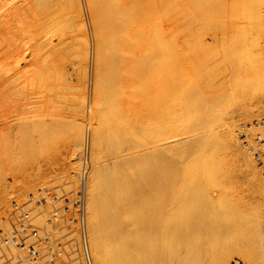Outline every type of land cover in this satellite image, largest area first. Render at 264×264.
Wrapping results in <instances>:
<instances>
[{
    "label": "bare ground",
    "instance_id": "bare-ground-1",
    "mask_svg": "<svg viewBox=\"0 0 264 264\" xmlns=\"http://www.w3.org/2000/svg\"><path fill=\"white\" fill-rule=\"evenodd\" d=\"M55 1L54 3L59 2V0ZM61 1L66 10L70 12V15L68 14L70 19H74L77 32L85 31L87 27H85L86 22L82 16V1L60 0L59 3L61 4L59 6L63 8ZM125 1L85 0L86 4L89 3L87 6L90 7L89 9L85 6L91 12L88 15H92L93 25L91 27L93 30H91L93 31V41L91 43L87 34L83 32L82 38L80 37L81 43L79 42V47L75 48L76 52L74 50L76 53L74 57L78 61L73 67L69 68L64 63L55 64V62H52V57L54 56L52 48L55 46L57 48L58 44L52 46L50 39L42 40L41 38H34L35 43L31 37L27 40L31 39L30 41H33L34 44L29 41H26V43L29 42L26 44L25 38L28 36L24 37L22 34L23 40L21 37L20 39L16 38L17 40H22L21 43H25L23 45L20 43L22 45L21 50H19L17 55L10 50L16 57L8 60H4V57L0 58V108L8 106V109L0 111V163L6 162L13 165L14 162L16 165L14 167L18 169L17 171L13 170L15 172L13 176L14 183L2 181V179L5 180V175L0 170V214L9 216L12 198H19L18 196L26 198L29 195H36L41 190V186L53 185L50 182L56 179L57 183L54 182L55 187H52L54 189L58 188L57 190L62 192L68 191L75 184L77 186V179L76 181L74 180L76 174L83 170L86 167L87 160H90L87 207L90 240L95 264H111L112 255L116 257L113 252L109 251V246L112 244L111 239L114 241L117 239L122 240L120 242L121 248H123V254L120 258L122 264H264V178L252 156L244 148L240 137H238L237 131L240 130L238 128L240 124L236 126L239 123L237 119L240 120V118L252 119V122L245 119L248 120L247 123L241 120L244 121L241 124H250L252 128L255 126V122L264 118L262 117L264 115V0H233V4L228 2L231 3L229 5L226 4L227 0H223L226 3H223L222 0H187L186 4L188 3L187 5H189L190 3L192 5L189 6L191 12L194 13L192 8L199 9L204 13L203 19L205 21L211 20L213 23L219 17V21H222L221 15H224V10L231 9L233 17H235V12L238 8L250 10L248 13L249 28L244 26H242L243 28L240 27L241 30L237 28L239 32L234 34L236 26L232 29L228 25L229 28H225L226 30L217 28L218 33L215 32L216 35L209 33L214 36L211 41H216L217 44L222 43L219 46L223 45L229 36H232L234 39L230 43L234 44L235 42L234 45L238 44V48H241V50L239 49L240 52L238 51L237 53L235 51L234 55L228 53L223 58L222 55L228 52L225 47L222 46L225 50L223 54L219 53L218 45H215L216 47L213 50V46L212 48L209 47L211 44L209 38L207 40L209 44H206L209 46L204 44V39L206 38L204 36V39L201 37L202 39L199 38L200 40L194 44L188 42L189 46L198 53L195 56L192 53L189 58L187 54L174 50L177 47H185L186 45L183 44L185 41L183 43L163 41L155 32L156 34L153 33V35L157 39L154 40L150 36L151 43L146 42L144 36L150 30L148 29L144 32L146 30H143L144 26H141L142 30L138 29L141 27L137 23L139 26L136 24L138 26L136 28L139 31L136 33L137 29L133 28V25L128 21H131L129 18L132 15H136L133 12H135L138 0L137 2L132 0L135 1L133 2L134 4L132 5V2L129 3L124 10L122 9L123 6L125 3L127 4ZM167 1L164 2L169 3L171 0ZM179 2L183 4L181 0ZM59 3L56 4L58 5ZM161 3L158 6L163 9L165 5L162 3L163 6L161 8ZM176 3H178L177 0L173 2V4L177 5ZM56 4L54 9L58 8ZM156 4L158 3L156 2ZM9 5L10 7L15 5L13 7L15 12H12L13 9L10 11L11 8L9 7L7 10ZM53 5V0H0V10L8 13V16L2 15L0 21L2 20L1 23L3 20L7 22L9 18L18 17L22 19L24 15L28 18L29 9H34L38 6L42 14L36 15V18H40L37 20L41 23L38 25L39 28H35L37 26V23L34 22L35 18L32 19L33 21L30 19V21L34 22V25L36 24L34 26L35 31L42 30L35 32L36 35L41 36V32L44 33L46 28L44 27V30L40 26L52 20L56 15L54 12L60 8L53 11ZM158 6L154 7V9L158 8ZM168 7L171 9L172 4L171 6L168 5ZM174 7L173 5V9H171V11H174L171 12L172 14L176 12ZM189 7L186 6L185 8L189 9ZM188 9L187 11H189ZM59 10L56 13L60 16L61 10L60 13ZM141 10L144 11L143 8ZM143 11H141V16L138 14V17H136L137 15L132 17L133 22L136 23L142 19V15L145 14ZM165 11L167 12V9ZM161 12L159 10V14ZM154 13L157 18L158 13ZM159 14L158 16L161 15ZM123 15L128 19L125 20L124 18L123 23L127 21L130 27L124 26L123 23H121L123 26L120 25L119 20ZM166 17L167 14H165ZM30 18H33V16ZM134 18H138V20L135 21ZM70 19L68 18V20ZM56 20H58L59 25V19H55L50 23L54 26ZM197 20L199 21V19ZM232 22H234L233 19ZM10 23L6 25H10ZM2 24L5 29V24ZM19 24L22 25L21 20ZM190 24L188 26H191ZM1 25L0 28L2 29ZM16 26L18 25H15V30L12 28L13 30L11 29V31H16L18 28ZM23 26H21V29ZM151 26L153 25L151 24ZM6 29L8 31L9 28L7 27ZM1 31L0 36H2ZM17 31L15 32L16 34ZM20 31H23V29ZM140 31L144 32L141 37L136 35L140 34ZM18 33L20 34L21 32ZM26 33L34 34L31 32ZM7 34L5 33L3 37L5 38L6 35L11 36L9 35L11 33ZM146 35L148 36V33ZM13 37L12 35L10 38ZM142 39L146 43H143ZM223 39L225 40L220 41ZM1 40L4 41L3 39ZM246 40H250L249 48H251V52L245 50L249 49L246 48L248 44L244 47V43H248ZM2 41H0L1 44ZM7 41L8 38L4 42ZM76 41L79 40L76 39ZM15 42L13 41L14 44H17ZM226 43L224 44L225 46ZM10 46L13 48L12 45ZM17 46L15 45L16 49ZM63 47L65 49V45ZM191 47L188 49L191 50ZM0 48L2 49V45ZM1 49L0 51H3ZM216 50L219 52H216ZM244 50L248 56L244 54ZM7 53L5 52L3 56ZM25 53H29L28 59L24 55ZM239 53L242 55V60L239 58ZM244 56L247 58H244ZM91 61L93 62L92 66H94L92 68L93 73H91V75L93 74V78L91 77L93 79V98L91 99L94 100V103H92L97 113L95 127H91L93 130L89 127L86 128L88 121H90L89 119H91V122L93 119L90 117L91 112L89 116L85 111L86 107L83 109L86 105V100L85 97H82L76 107L68 105V108L70 107L69 109L74 111V113H69V110L68 114L66 113L67 116L62 117V122L64 123L62 126H65L62 127L63 129L61 128L63 130L61 134L64 136L63 149L60 152H49L44 157L34 158L35 155L30 151L31 145L29 146L28 138L31 136L32 140H35L33 139L35 138L33 133L37 132L38 138L40 137L39 140H42L41 137L46 132L43 129L47 128L44 127L47 122L45 116L43 117L41 114L43 105L47 102L57 103L60 98L62 99L59 101L60 104H64L61 101L68 100V94H66V97L65 95L61 96V91L65 92L68 88L67 84L70 82V86L74 85L73 79L74 76H77L76 74H82V78L87 81ZM216 62L225 66L218 69L217 73L213 71L217 66ZM77 63L78 67H76ZM186 63H190L192 68L188 66L189 70L186 69L184 67ZM237 66L238 68H246L249 71L250 79L246 78L248 74L244 77L248 80L247 84H250L248 83L250 81L256 87L262 81V96L260 89V92H258L260 96L258 94L259 97H252L254 101H252L251 96L250 99L244 97L245 93L240 91L243 88L239 84L244 83V85H241L244 87L246 85L244 81L246 80L237 83L239 87L236 86V88H241L240 90L234 88V84H236L238 79L235 78L237 77L236 74L228 75L226 73L229 68L236 69L235 73H237ZM234 70L230 72H234ZM240 74L243 73L241 72ZM240 78L243 77L240 75ZM254 83H257L256 86ZM133 84L137 85L135 89L139 91L142 109L144 110L140 118L134 119L129 118L125 114V107L115 97L118 96L115 93L117 92L116 90L119 91L120 96L121 94L123 96L125 94L123 92L124 88L132 87ZM111 86L113 87L110 88V91L112 89L114 91L117 87L114 92H111L114 94L109 93L112 96L108 94L109 90H107L108 92L106 91ZM248 86L249 93V90L254 87ZM233 88L236 92H234ZM103 89L105 94H108H106V98V95L102 93ZM255 89L253 90L256 93ZM83 90L84 88H82ZM232 90L233 92L231 93ZM82 91L81 94L83 93ZM239 91L243 94V96L241 95L242 99L239 96V100L236 99L235 101L234 98L238 97ZM226 92L230 95V98L233 96L237 106L235 109L232 107L235 106L234 102H231L233 100L227 99L229 95H225L226 99L223 97ZM245 92L247 93V89ZM253 95L255 96V94ZM222 97L226 102L229 100L232 103V106H224L225 102L222 106L230 109L232 107L233 110L231 109L232 111L230 112L228 111L230 109L227 108V113L229 112V114L219 118L217 111L222 107L221 104L220 108H217V106L219 102L222 103L223 100H220ZM107 98L110 99L109 102H114L115 105H112L119 112H122L123 116L125 114L124 117L117 119L109 115L108 111H112V109L110 107V109L107 108V106L103 107L101 104V100L108 101ZM231 103L228 105H231ZM105 108L109 110L106 111ZM224 108L222 109L224 110ZM235 120L237 121L236 124ZM137 125V128H140V140V136L136 135ZM37 128L40 129L41 133L42 130L44 131L42 136L39 134L40 131H36ZM85 128L87 129L86 133ZM33 130L35 131L33 132ZM252 131L256 132L254 129ZM134 138H138L137 141L140 143L136 149L133 148L135 145L132 144V146L128 143V141L134 143ZM87 140L90 145V158H83L82 150L86 146ZM126 143L130 147L127 148L128 153H124L126 150L122 151L124 148L121 149V147L126 146ZM216 144H219L218 153L215 150ZM100 155L104 160L98 161ZM22 161L24 164H22ZM73 165L79 168H74V170L70 171V167ZM217 165H221V167ZM216 166L220 168V172L215 169ZM233 166H239L246 174V183L242 184V186L238 185L237 179L232 181L233 177L229 176L228 169L231 167L233 170ZM75 170L77 172L74 174ZM221 171L223 172L221 176L224 178V184L219 183L221 186L217 187L214 184L217 176L213 173H217L218 179H220ZM20 173L23 174H21V177L23 176L21 179L17 178ZM70 176L74 179L69 181L68 178ZM246 184V188H241ZM247 191L253 196H251V200L244 194ZM57 193L59 194L58 191ZM229 197L231 198L229 199ZM133 215H137L134 216L137 220L133 221H137L139 224V229L136 230L138 232L134 235L130 233L129 228H126L125 233L122 232L124 230L121 226L122 219L125 218L127 225H130L128 217L131 221L134 219ZM9 218L11 221L13 220V217ZM110 242L111 244H109ZM111 253L112 255L110 256ZM116 262L118 263L117 260Z\"/></svg>",
    "mask_w": 264,
    "mask_h": 264
},
{
    "label": "rangeland",
    "instance_id": "rangeland-1",
    "mask_svg": "<svg viewBox=\"0 0 264 264\" xmlns=\"http://www.w3.org/2000/svg\"><path fill=\"white\" fill-rule=\"evenodd\" d=\"M52 1V0H51ZM57 1V0H56ZM55 1V2H56ZM82 1V16L84 17V20H85V27H87V29L85 30V31H82V32H77V30H76V28H75V22H74V19L73 18H71L70 19V17H69V11H67L66 10V8H65V6H64V4H63V2H62V5L64 6V8L62 7V6H59L61 3H59L60 2V0H59V2H56V3H59L58 5L56 4V3H54V0H53V11H55V9H58L59 7V9L61 10L62 8H63V10H61V14H60V16L57 14L58 13V10L57 11H55L54 12V14H56L55 15V17L52 19V20H50V21H48L47 23H43L42 25L43 26H40L41 28H43L44 30H45V28H46V30L44 31V33H42L41 32V34L43 35H41V36H38V35H36L35 34V32H37V31H42L41 29L40 30H37V31H35V28L36 27H38V25L39 24H41V23H39V21H37L38 19H40V18H36V15L37 14H41V12L39 11V9H38V6L37 7H35L34 9H29V11H28V14L27 15H29L30 17H32L33 16V18H30L29 16H28V18L26 17V15H24L23 16V18L22 19H20L19 17L18 18H9L8 20H7V22L6 21H4L3 20V22L2 23H4L5 24V29H4V26H3V24L1 23V21H0V23L2 24H0L3 28V30L0 28V31H1V35L2 36H0V41H2L1 39H3L4 41H6L7 40V38H8V41L7 42H4V41H2V49L1 50H3V51H0V55H2V53L4 52H8L9 51V53H10V55H9V53H7V54H5V56H3L4 55V53H3V55L2 56H0V58H3L4 60H8V59H12L13 57H16V55H17V53L19 52V50H21V48H22V45H23V43L24 42H22L21 43V41L24 39H22V37H21V34L22 35H24V37H27V38H25V43H26V41H29V42H31V44H34V42L33 41H35L34 40V38H41L42 40L44 39V40H48V39H50L51 41H52V46L53 45H57L58 44V47L56 48V46L54 47V48H52L53 50H52V52H53V57H52V62L54 63L55 62V64L56 63H59V64H61V63H64L67 67H73V66H75V64H76V62L78 61V59L77 58H75L74 56L76 55V50H75V48H77V47H79V45H78V43L80 42L81 43V38H82V34H83V32H85L86 34H87V36H88V38L90 39V42L92 43V41H93V28L91 27V25H93L92 23V15H88V13H91V12H89V10H88V8L90 9V7L89 6H87V5H89V3L88 4H86L87 3V1H86V3H85V0H81ZM136 2H137V0H135ZM135 1H132V0H126L125 2H127V4L125 3L124 4V6H123V8L122 9H124V8H127V6L129 5V3H131L132 2V5L134 4L133 2H135ZM147 1V2H146ZM153 0H138V3H136V5L138 6V8H137V6H136V8H135V6H133V8H135V12H133V14L134 13H136V15H129V16H131L129 19H131V21L130 20H128V19H126V16H127V14H126V16H122V18L120 19V20H122V21H120L119 20V23H120V25L121 26H123L121 23H123V19L125 18V20H128L129 21V23L130 24H132L133 25V28H135V29H137L136 28V26L139 24L140 25V27L141 26H144L143 28V30H145L144 32H146L148 29L150 30V32H147L148 33V36L145 34V39H146V42H150L151 43V39H150V36L152 37V38H154V40L155 39H157L156 37H155V35H153V33H155L156 35H158V37L160 38V39H163V41H171V42H173V43H175L176 41H178V42H181V43H183L184 41H185V43H183L184 45H186L184 48L183 47H177V48H175L174 50H177V51H179L180 53H185V55L187 54L188 56V58L190 57V56H192V53H194V55L193 56H195L196 54H198V53H196V50H194L191 46H189V43L188 42H190V43H192V44H194L196 41H198V40H200V39H204V37H206L205 39H204V44L206 45V44H209V42L211 41V39L213 40V38H214V36H212L211 34H214V35H216L215 34V32H217L218 33V30H217V28L218 29H220V30H222V28L224 29V30H226L225 28H227L228 27V25H229V27L231 28L232 27V29H234L235 27L234 26H236V28L234 29L235 30V33L234 34H237L239 31H238V29L241 27V28H243L242 26H244L245 28L247 27V28H249L250 27V20L248 19V16H249V11L250 10H247V8L245 9V8H238L237 10H236V15H235V17H233V15L231 14L232 12V10L230 9H227V10H224L223 12H224V15L222 14L221 15V17H222V21H219V19H220V17H219V15L218 14H216V16L217 17H219V19L218 20H216V21H214V23H213V21H211V20H207V21H205V19H203L204 18V13H202V11L201 10H199V9H194V8H192L193 10L192 11H194V13L193 12H191V8L189 7V6H192L190 3H189V5H187L186 4V2H187V0H181V2H183V4H180V2H179V0H177L178 1V3H176L177 5H175V4H173V2H175V0H173V2L171 3V1L170 0H168L167 2H169V3H166V2H164V1H166V0H154L153 2H152ZM163 1V2H162ZM156 2L158 3V4H156ZM164 3V8L163 9H160V6H158V5H160L159 3ZM190 2V1H189ZM222 2L224 3L225 1H223L222 0ZM221 2V3H222ZM227 2V3H226ZM225 3L226 4H233V0H227ZM228 2H231V3H228ZM162 3H161V8H162ZM167 5H166V4ZM52 4V3H51ZM55 4L57 5L56 7H58V8H55L54 9V7H55ZM84 4H86V5H84ZM148 4V5H147ZM155 4V5H154ZM171 4H172V7H171V9H173V5L175 6L174 7V9H175V13L174 14H172L171 12H174V11H171V9H170V7H168V5L169 6H171ZM182 5V6H181ZM15 6V5H14ZM13 5H11V7H10V5L9 6H7V10L9 9V8H11L10 9V11H12V9H13V11L12 12H15V9L13 8L14 7ZM85 6H87V7H85ZM145 6V7H144ZM156 6H158V8H155L154 9V7H156ZM186 6H188L189 7V11H187V9L185 8ZM9 7V8H8ZM132 7V6H131ZM87 8V9H86ZM144 9V11L143 10H141V9ZM167 9V12L165 11L166 9ZM138 9V10H137ZM146 9V10H145ZM165 9V10H164ZM60 10H59V13H60ZM125 10V9H124ZM159 10H160V12H161V10H162V14L160 15L159 14ZM141 11H143V13H145V14H143L142 15V19H140L139 21H137L136 23L135 22H133V16L135 17H138V14H139V16H141ZM165 11V12H164ZM201 11V12H200ZM226 11H227V13H226ZM245 11H246V13H245ZM57 12V13H56ZM138 12V13H137ZM150 14H149V13ZM154 12H157L160 16H158V14H157V18H156V15H155V13ZM189 12V13H188ZM241 12V13H240ZM171 13V14H170ZM199 13V14H198ZM201 13V14H200ZM205 13H208V14H210L209 12H205ZM230 13V14H229ZM5 14V16H8V13L7 12H2L1 10H0V17L2 16V15H4ZM7 14V15H6ZM69 14V15H68ZM165 14H167V17L165 18ZM170 14V15H169ZM187 14V15H186ZM226 14V15H225ZM228 14H229V16H228ZM42 15V14H41ZM152 15V16H151ZM177 15V16H176ZM185 15V16H184ZM192 15V16H191ZM199 15V16H198ZM10 16V15H9ZM38 16V15H37ZM57 16H58V18H57ZM69 18L70 20H68V18H67V21H66V18ZM183 16V17H182ZM189 16H191L190 18H188ZM240 16H241V18H240ZM59 17H61V18H59ZM89 17H90V19H89ZM144 17V18H143ZM149 17V18H148ZM176 17V18H175ZM244 19H243V18ZM246 17H247V19H246ZM35 18V19H34ZM128 18V17H127ZM146 18H148V19H146ZM175 18V19H174ZM181 18V19H180ZM239 18V19H238ZM12 21H11V20ZM18 21H17V20ZM29 19V20H28ZM30 19H31V21H33L32 19H34V22L35 23H37V26H35L34 25V22L32 23L31 21H30ZM55 19H59V25H58V20H56V24H55V22H53L55 25L53 26V24H51L52 23V21H54ZM65 19V20H64ZM135 19V21L136 20H138V18L136 19V18H134ZM158 19V20H157ZM165 19V20H164ZM172 19V20H171ZM180 19V20H179ZM197 19H199V21L197 20ZM225 19V20H224ZM227 19V20H226ZM232 19L234 20V22H232ZM241 19H242V21H241ZM245 19H246V21H245ZM20 20H21V24L22 25H20L19 23H20ZM26 20L29 22V24H28V22L26 23ZM63 20V21H62ZM225 21V23H223L224 21ZM238 20V21H237ZM240 20V21H239ZM249 20V21H248ZM9 21V22H8ZM10 21H11V23H10ZM13 21H16V22H13ZM23 21V22H22ZM61 21V22H60ZM140 21H141V24H140ZM168 21V22H167ZM204 21V22H203ZM244 21V22H243ZM19 22V23H18ZM51 22V23H50ZM132 22V23H131ZM151 22V23H150ZM159 22V23H158ZM196 22V23H195ZM8 23H10V25H6V24H8ZM16 23V24H15ZM26 23V24H25ZM62 23V24H61ZM91 23V24H90ZM118 22H117V24H119ZM126 23V24H125ZM125 23H123L124 24V26H129L130 27V24H127L128 22L127 21H125ZM134 23V24H133ZM138 23V24H137ZM162 23H164V24H162ZM191 23V24H190ZM223 23V24H222ZM235 25H234V24ZM47 24H49V25H47ZM137 24V25H136ZM151 24L153 25V26H151ZM179 24V25H178ZM194 25V26H188V25ZM213 24V25H212ZM15 25H18V26H16V28H17V34L15 33L16 31H11V29L12 28H14L15 27ZM25 27H24V26ZM66 25H68L67 27H65ZM71 25V26H70ZM131 25V26H132ZM138 25V26H139ZM174 25V26H173ZM220 25V26H219ZM225 25H227L226 27H225ZM231 25V26H230ZM233 25V26H232ZM241 25V26H240ZM10 26H12L11 28H10ZM20 26V27H19ZM21 26H23V31H20V30H22L21 29ZM34 26H35V28H34ZM46 26H49V27H46ZM52 26H53V28H52ZM70 26V27H69ZM137 26V27H138ZM170 26V27H169ZM238 26V27H237ZM9 28L8 29V31H7V29L6 28ZM27 27H28V29H27ZM32 27H33V29H32ZM45 27V28H44ZM148 27V28H147ZM153 27H155L154 29H153ZM172 27V28H171ZM195 27V28H194ZM228 27V28H229ZM39 28V27H38ZM38 28H36V29H38ZM152 28V29H151ZM170 28V29H169ZM205 28V29H204ZM209 28V29H208ZM238 28V29H237ZM241 28L239 29V30H241ZM24 29H26V30H24ZM33 31H32V30ZM75 29V30H74ZM92 29V30H91ZM138 29H141L142 30V27L141 28H138ZM136 30L137 32L136 33H138V31L139 30ZM156 29V30H155ZM190 29V30H189ZM4 30H6V31H4ZM13 30V29H12ZM14 30H15V28H14ZM29 30V31H28ZM31 30V31H30ZM172 30V31H171ZM194 30V31H193ZM199 30V31H198ZM211 30V31H210ZM212 30H214V31H212ZM73 31V32H72ZM74 31H76V32H74ZM154 31V32H153ZM170 31H171V33H170ZM189 31V32H188ZM7 34V33H11V34H9V35H11L10 37H12V35L14 36L13 38L15 39H13V38H10L9 36H7L6 35V37L4 38L3 36H4V34L5 33ZM12 32H14V33H12ZM18 32H21L20 34L18 33ZM26 32H31V33H34V34H30V36H29V34H27ZM144 32H142V31H140V34H136V35H139L140 37H141V35H144V34H142V33H144ZM196 32V33H195ZM3 33V34H2ZM24 33V34H23ZM168 33H170V34H168ZM182 33V34H181ZM209 33H211V34H209ZM15 34V35H14ZM25 34H27L26 36H25ZM150 34V35H149ZM178 34V35H177ZM182 35V36H180V35ZM187 34V35H186ZM193 34V35H192ZM196 34V35H195ZM16 35H18L17 37H16ZM33 35H35L34 37H32ZM160 35V36H159ZM169 35V36H168ZM171 35V36H170ZM207 35V36H206ZM219 35V34H218ZM46 36V37H45ZM154 36V37H153ZM167 36V37H166ZM204 36V37H203ZM220 36V35H219ZM20 37H21V41L20 40H17L16 38H18V39H20ZM31 37V39L33 38V41H30L31 39H29V40H27L28 38H30ZM73 37H74V39H73ZM75 37H79V38H75ZM81 37V38H80ZM143 37V38H144ZM179 39H178V38ZM188 37V38H187ZM202 37V38H201ZM45 38H47V39H45ZM149 38V40H147ZM180 38H183V39H180ZM190 38V39H189ZM200 38V39H199ZM210 40H209V39ZM6 39V40H5ZM12 40V42H11V40ZM76 39H78L79 41H76ZM178 39V40H177ZM233 39L234 38H232V36H229L228 37V39H226V41H225V43H226V46L224 45L225 43H223V45H221V46H219L220 44H222L221 42L220 43H216V41H211L210 43V46L209 45H206V46H209V47H211L212 48V46H213V50H214V48L217 46V49L219 48V51H217L216 50V52H219V53H224L225 52V50L226 51H228V52H225V53H227V54H223L222 55V58H223V56H225V55H228V53L229 54H233L235 51L238 53V51H239V49L241 50V48L239 47L238 48V44H236V45H234L235 44V42H234V44H232V43H230L231 42V40H232V42H233ZM58 40H60L59 42H58ZM64 40V41H63ZM66 40V41H65ZM144 39H142L141 41L143 42V43H146V42H144L143 41ZM207 40H209V42L207 41ZM225 39H223V40H220V41H224ZM13 41L15 42V43H17L18 44V42H19V45L17 46V44H14L13 43ZM61 41H63L64 42V45H65V49H64V45H63V42H61ZM235 41V40H234ZM248 41V43H244V47H246V45H247V47L246 48H249L250 47V40H246V42ZM8 42L10 43L9 45H8ZM29 42H27L26 44H28ZM33 42V43H32ZM152 42H153V39H152ZM215 44H214V43ZM230 44H229V43ZM22 45H21V44ZM24 43V44H25ZM35 43H36V41H35ZM154 43H155V41H154ZM154 43H152L153 45H155ZM213 43V44H212ZM6 44H7V47H6ZM13 44H14V47H15V45L17 46V49H16V47L14 48L13 47ZM61 44V45H60ZM233 45V48H232V45ZM1 45H0V47H1ZM10 45H12V47L13 48H11V46ZM216 45V46H215ZM5 46V47H4ZM60 46H62V47H60ZM222 46H224L225 47V50H224V48H222ZM234 46H236V47H234ZM240 46V45H239ZM10 47V48H9ZM67 47V48H66ZM192 48L191 50L190 49H188V48ZM220 47H221V49H223V50H221L220 49ZM232 49H231V48ZM4 48H5V50H8V51H5L4 50ZM8 48V49H7ZM19 48V49H18ZM235 48V49H234ZM18 50L17 52H15L16 50ZM48 49H50V48H48ZM181 49V50H180ZM12 52H14V53H12ZM67 50H68V53H67ZM74 50H75V52H74ZM191 52H190V51ZM234 50V51H233ZM246 51H248V52H251V48H249V49H245ZM244 50V54L246 55V56H248L247 55V52ZM182 51H184V52H182ZM199 51V50H198ZM243 51V50H242ZM240 52V51H239ZM67 54V55H66ZM243 54V55H244ZM25 56H26V58L28 59L29 58V53H25L24 54ZM184 55V54H183ZM234 55V54H233ZM238 55H240L239 56V58H241V54L239 53ZM237 56V55H236ZM246 56H244V58L246 57ZM110 57V56H109ZM108 57V58H109ZM238 57V56H237ZM187 58V59H188ZM247 58V57H246ZM92 61H93V59H91ZM241 60H242V58H241ZM91 61V64H90V69H89V71H88V75H87V81H86V79L84 78H82V74H76L77 76H74V79H73V81H74V85L72 86H70V84H71V82L70 83H68L67 85H68V88H67V86L66 85H64V86H66V88H64V89H66V91L64 92V91H61L62 93H61V96L62 95H65V97H66V94H68L67 96H68V100L66 99L65 101L63 100V101H61V102H64V104L65 105H67L66 106V108H65V105L63 104V103H61L60 104V100H62L61 98H60V100L57 102V103H51V102H47V103H45L44 105H43V107H42V109H41V111H42V115H43V117L45 116V120H46V122H47V124H45L44 125V127H47L46 129H43L44 131H46L45 133H44V131L42 130V133H41V131H40V127L39 128H37V129H39V130H37L36 129V131H40L39 132V134H41L40 136H42L43 135V133H44V135L41 137V139L42 140H39V138H38V133L36 132V133H33L35 130H33V137H35V138H33V139H35V140H32V137L30 136V138H28V140H29V146L31 145V152L33 153V155H35L34 156V158L35 157H39V156H42V157H44L47 153H49V152H60L62 149H63V144H64V136L61 134V131H63L62 129V127H65V126H62V125H64V123L62 122L63 121V116H67V114H68V111H69V113H74V111H72L71 109H69L71 106H73L74 105V107H76V105H79V102H80V100L79 99H81L82 97H85V100H86V102H85V106L83 107V109H85V107H86V109H85V111L88 113L87 115H89L90 116V112H91V118L93 119V121L91 122V119H89L90 121H88V123H87V125L89 124V122H90V124H89V126H87L86 125V128L87 127H89L90 129H92V128H94L95 127V125H96V119H95V117H96V110H94V109H96L93 105V103H94V100H92L91 98H93V79H91V77L93 78V74L91 75V73H93L92 71H93V67L94 66H92L93 65V62ZM71 65V66H70ZM216 65L218 66L219 65V67L217 68V66H216V68H215V70H213L214 72H218V69H221V68H224L225 66H224V64H219V62H216ZM190 68H192V65H190V63H186L185 64V66L184 67H186V69H188L189 70V67ZM76 67H78V63H77V66ZM241 70H240V69ZM238 68V66H237V69H238V71H237V73H235L236 72V69L234 70V69H227L228 70V72H227V70H226V74H228V75H230V74H236V76L237 77H235V78H238L237 79V82H236V84H234V82H233V84L235 85L234 86V88H236V86L238 85L237 83H240V81L242 82L243 80H246V78L247 79H250L249 78V75H250V73H249V71L246 69V68H244V69H246V70H244L242 67H239ZM234 70V72H230V71H233ZM243 70V71H242ZM187 72H189V71H187ZM238 72H239V75H238ZM243 73V74H240V73ZM248 74V76L246 77V75ZM111 75V74H110ZM240 75H241V77H243V78H240ZM243 75V76H242ZM77 77V78H76ZM119 77H121L120 75H119ZM234 77V76H233ZM244 77H246V78H244ZM73 78V77H72ZM70 79H71V77H70ZM83 80H85V81H83ZM91 80V81H90ZM72 81V82H73ZM247 81L248 80H246V81H244V82H246L245 84V86L244 87H242L241 85H244V83L242 84L241 83V85L239 84V86L241 87V88H243V89H238V88H236L237 90H240L242 93H245V94H249V95H245L244 94V97H246V98H249L250 99V96H251V98L253 97V98H255V97H259L260 96V94H261V96L263 95L262 94V88H261V84H263L262 83V81H261V83H256L257 84V86H256V84H255V86L256 87H254L253 86V82H248V83H250V84H247ZM83 82H84V84H83ZM91 82V83H90ZM84 85V86H83ZM248 85H251L252 87H254V88H252V89H250L249 90V93H248ZM109 86V85H108ZM239 86H237V87H239ZM246 86H247V88H246ZM251 86H250V88H251ZM71 87H72V89H71ZM104 87V86H103ZM113 86H111V87H109L108 89H106V91L107 90H109V92H108V94L109 93H111L112 91H113V89L110 91V88H112ZM137 87V85H135V84H133L132 85V87H129V88H124V90H123V92L125 93L123 96H122V94H121V96H120V94H119V91L118 90H116L117 92H115V93H117L118 94V96H115L116 97V99H118V101L125 107V114L129 117V118H132V119H134V118H140L141 117V114H143L144 113V110L142 109V102H141V97H140V94H139V91L137 90V89H135ZM82 88H84V90L82 91ZM117 88V87H116ZM115 88V89H116ZM233 88V89H234ZM245 88V89H244ZM255 88H257V89H255ZM63 89V90H64ZM115 89H114V91H115ZM246 89H247V93L245 92L246 91ZM253 89H255V91H256V93L254 92V90ZM260 89H261V92H260ZM68 90V91H67ZM90 90H91V92H90ZM253 90V91H252ZM81 91L83 92V93H85L84 95H83V93L81 94ZM113 91V92H114ZM240 91H239V93H240ZM233 92V90L231 91V93ZM234 92H236V90L234 89ZM252 92H254L253 94H255V96L252 94ZM258 92H260V94L258 93ZM102 93H104L105 94V90L103 89V91H102ZM230 93V94H231ZM237 93H238V91H237ZM242 93H240V94H238L237 96L238 97H235L234 99H235V101H236V99H238L239 100V96L241 97V95L243 96V94ZM80 94V95H79ZM107 94V93H106ZM105 94V95H106ZM107 94V95H108ZM111 94H114V93H111ZM227 94V92L224 94V98H225V95ZM258 94H259V96H258ZM107 95L105 96V98L107 97ZM110 95V94H109ZM229 94H227V96H228ZM110 96H112V95H110ZM110 96H108V98H110ZM226 96V97H227ZM235 96V95H234ZM64 97V98H65ZM69 97H70V99H69ZM74 97V98H73ZM222 97V99H220V100H223L224 101V103H223V101H222V103H220L219 102V105L217 106V108L220 106V104H221V107L222 108H224L222 105L223 104H225V102H226V98L224 99ZM232 98H230V95H229V97H227V99H232L233 100V96H231ZM87 98V99H86ZM107 98V99H108ZM253 98H252V101H254L253 100ZM91 99V100H90ZM111 99V98H110ZM110 99H108V101H105V100H101V104L103 105V107H105V106H107V108H111L112 109V111H110L109 109H106L105 108V110L106 111H108L109 112V115L110 116H112L113 118L115 117V118H121L123 115H122V112H119V110L117 109V108H115L112 104H114V102L113 101H110L109 102V100ZM229 99V100H230ZM240 99H242V97L240 98ZM78 100V101H77ZM229 100H227V102H226V104L224 105V106H232V103L235 105V101L233 100V101H229ZM69 103H71V104H69ZM91 101V102H90ZM65 102H67V103H65ZM90 102V103H89ZM93 102V103H92ZM108 103V104H106V103ZM110 103V104H109ZM231 103V105H228V104H230ZM60 104V105H59ZM63 104V105H62ZM68 105L70 106L69 108H68ZM115 105V104H114ZM62 106H64V107H62ZM89 107V108H88ZM91 107H92V109H91ZM94 107V108H93ZM232 107H234V109L237 107L236 105L235 106H232ZM232 107H231V109H232ZM65 110H64V109ZM88 108V109H87ZM220 108V107H219ZM222 108H220V110L219 111H217L218 112V114H217V116H219V118H220V116L222 117V116H226V114H229V112L227 113V108L228 107H225L224 108V110L222 109ZM5 109H8V106L6 105V106H2L1 108H0V111H4ZM11 109V108H10ZM83 109H81V110H83ZM90 109V110H89ZM223 110V113H225V114H223L222 113V110ZM226 109V110H225ZM228 109H230V108H228ZM228 110V111H232V110ZM92 110V111H91ZM94 110V111H93ZM218 110V109H217ZM65 111V112H64ZM89 111V112H88ZM220 111H221V113H220ZM226 111V112H225ZM6 112H8L7 110H6ZM94 112V114H92ZM67 113V114H66ZM220 113V114H219ZM124 114V113H123ZM125 114H124V116H125ZM69 116V115H68ZM123 116V117H124ZM262 117H264V115L262 116ZM89 118V117H88ZM97 118V117H96ZM245 119H248V120H252V119H250V118H240V120L239 119H237V121L239 122V123H237V121L235 122V124H236V126L238 125V124H241V122L242 123H244V121H246V123L248 122V120H245ZM241 120H244V121H241ZM249 121V122H250ZM252 122V121H251ZM63 123V124H62ZM92 124V125H91ZM95 124V125H94ZM33 125V124H32ZM59 127H60V130H59ZM92 127V128H91ZM138 127V125L136 126V130H137V133L139 132V134H137L136 132V135H139L140 136V128H137ZM62 128V129H61ZM85 128V133H86V129ZM41 129H42V127H41ZM58 129V130H57ZM93 130V129H92ZM135 130V131H136ZM236 130V129H235ZM31 133V134H32ZM37 134V135H36ZM139 136H137L138 138H139ZM138 138L137 139H135V142L134 143H130L129 141H128V143L129 144H133V145H135V146H133V148L134 149H136L137 148V145L138 144H140L139 143V141H137L138 140ZM141 139V136H140V138H139V140ZM37 140V141H36ZM37 142L36 144H34L35 142ZM19 142H21V141H19ZM34 142V143H33ZM138 142V143H137ZM23 143V142H22ZM128 144V145H129ZM28 145V144H27ZM26 146V145H25ZM124 146V145H123ZM131 146V147H132ZM139 146V145H138ZM218 146V147H217ZM126 147V148H125ZM125 147H121V149L122 148H124V149H122V151L123 150H126V151H124V153L126 152V153H128L127 152V148H130V147H128L127 146V143H126V146ZM215 147V146H214ZM29 148V149H30ZM139 148V147H138ZM217 148H219V144H216V147H215V150L217 151V153H218V150H217ZM129 150V149H128ZM79 152V151H78ZM28 153H29V151H28ZM217 153H215V154H217ZM75 155H76V153H75ZM77 156H78V154H77ZM104 157V156H103ZM83 158H85V156L83 155ZM89 158H90V156H89ZM99 158V157H98ZM101 159H103V158H101V155H100V159L98 160V161H102ZM104 160V159H103ZM96 162V161H95ZM4 164H5V166H4ZM8 164H9V166H8ZM6 163V162H2V163H0V170L1 171H3L2 172V174L3 175H5V180H3L2 179V181H7V182H9V183H14V180H13V176H14V171H17L18 169H16L15 167H16V165H15V163L13 162V165L11 164V163ZM22 164H24L23 163V161H22ZM12 165V166H11ZM14 165H15V167H14ZM222 165V164H221ZM221 165H217V166H220L221 167ZM61 166V165H60ZM59 166V167H60ZM217 166H216V168L215 169H217L218 171H219V169L220 168H217ZM4 167H5V169H4ZM12 167H13V169H12ZM234 167V172H233V170H232V168L231 167H229V169H228V172H229V176L230 177H233L231 180L232 181H234L235 179H237L238 180V185H240V186H242V184H244V183H246V181H245V172L243 171V169L242 168H240L239 166H233ZM10 168H11V170H10ZM74 168H79V167H75L74 165L73 166H71L70 167V171H72V170H74ZM15 169V170H14ZM14 170V171H13ZM79 170V169H78ZM5 171V172H4ZM9 171V172H8ZM27 171V170H26ZM77 171L75 170L74 171V174L76 173ZM220 172V171H219ZM218 172V173H219ZM222 172V171H221ZM7 173H9V174H7ZM21 174L22 173H20V176L19 177H17V178H19V179H21V178H23V176L21 177ZM215 176H217L216 178H217V180H216V182L214 183L215 184V186H221V185H219V183L221 184V183H223L224 184V182H223V177L221 176V174H223V172L222 173H220V179H221V181H220V179H218V175H217V173H213ZM233 174V175H232ZM8 175V176H7ZM23 175V174H22ZM236 175V176H235ZM9 176H11V177H9ZM7 179V180H6ZM69 181L70 180H72V179H74V178H72V176H70L69 178ZM244 179V180H243ZM59 180V179H58ZM67 180V179H66ZM75 181H76V178L74 179ZM230 180V181H231ZM57 181V179L56 180H54V181H51L50 183L52 184L53 183V185H49V186H46V187H48V188H50L52 191H55V193L56 194H58L57 193V191L59 192V194H61L62 193V191H60V190H57L58 188H56V189H54L53 187H55V185H54V182L55 183H57L56 182ZM77 182V181H76ZM58 183H60V182H58ZM75 184V183H74ZM222 184V185H223ZM61 185V184H60ZM76 185V184H75ZM74 185V186H75ZM53 186V187H52ZM62 186H64V185H62ZM72 187L71 189H69L68 191H66V192H64V193H69V192H71V191H73V189L76 187ZM43 187H45L44 185L43 186H41L40 188L42 189ZM247 187V184L246 185H244L243 187H241V188H246ZM38 190H39V188H37ZM36 189V190H37ZM221 189V188H220ZM248 189V188H247ZM37 190V191H38ZM229 193V192H228ZM232 193V192H231ZM245 194V196L248 198V199H252V195H251V193L249 194L248 193V191L247 192H245L244 193ZM230 196V195H229ZM232 196V195H231ZM252 196V197H251ZM18 197H21V196H18ZM231 197H229V199H230ZM16 199V198H15ZM12 200H14V198H12L11 199V201ZM231 211V210H230ZM227 213H229L228 211H227ZM1 215H2V213L0 214V217H1ZM134 216H137V215H133V217ZM132 217V218H133ZM131 218V219H132ZM137 220V218H135L134 217V219H132L131 221H133V220ZM123 220V222H122V224H121V226H122V229H124V230H122V232H124L125 233V231H126V228H129V230H130V233H133L134 235L136 234V232H138V231H136V230H138L139 229V224H138V222L137 221H133V222H131L130 221V218L128 217V221L130 222L129 224L130 225H127V220H125V218H123L122 219ZM121 220V221H122ZM133 223V224H132ZM126 225V226H125ZM229 230H230V228H228ZM133 231V232H132ZM233 231H235L234 229H233ZM132 234V235H133ZM91 237V236H90ZM111 242H112V244H111ZM111 242L109 243V244H111L110 246H109V251L110 252H113V254H115L116 255V257H114L113 255H112V253L110 254V256L112 255V258L110 259V261H111V264H114L115 262H116V260L118 261V263L116 262L115 264H122L120 261H121V256H122V254H123V248H121V243L120 242H122V240L121 239H117L116 241H114V240H112L111 239ZM92 245V244H91ZM122 249V250H121ZM93 256H94V254H93ZM115 258V260H114V258ZM117 258V259H116ZM114 260V261H113ZM95 261V260H94Z\"/></svg>",
    "mask_w": 264,
    "mask_h": 264
},
{
    "label": "built area",
    "instance_id": "built-area-1",
    "mask_svg": "<svg viewBox=\"0 0 264 264\" xmlns=\"http://www.w3.org/2000/svg\"><path fill=\"white\" fill-rule=\"evenodd\" d=\"M254 125L240 124L237 134L264 178V118ZM82 153L89 158V141ZM89 164L76 174L77 186L68 194L45 187L11 201L9 216L0 217V264H95L87 207Z\"/></svg>",
    "mask_w": 264,
    "mask_h": 264
}]
</instances>
